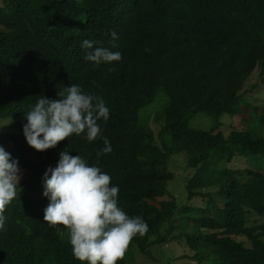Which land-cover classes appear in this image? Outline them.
Returning a JSON list of instances; mask_svg holds the SVG:
<instances>
[{"label": "trees", "instance_id": "1", "mask_svg": "<svg viewBox=\"0 0 264 264\" xmlns=\"http://www.w3.org/2000/svg\"><path fill=\"white\" fill-rule=\"evenodd\" d=\"M84 39L100 40L121 60L85 61ZM257 69L262 76L264 0H0V121L15 129L0 135V146L21 172L17 198L4 210L0 264H83L67 229L43 221L41 177L65 149L109 174L118 206L148 226L116 264H140L150 247L172 244L193 264H264V224L256 223L264 216V100L248 131L237 117ZM71 84L109 108L98 121L109 153L100 136L89 142L83 134L42 152L26 144L23 112ZM156 99L155 135L139 112ZM196 113L213 115L215 126L190 130ZM223 116L227 123L218 122ZM179 157L191 173L183 179L187 199L196 203L183 207L166 189ZM246 160L260 168H244Z\"/></svg>", "mask_w": 264, "mask_h": 264}, {"label": "clouds", "instance_id": "2", "mask_svg": "<svg viewBox=\"0 0 264 264\" xmlns=\"http://www.w3.org/2000/svg\"><path fill=\"white\" fill-rule=\"evenodd\" d=\"M109 36L112 41L116 39L115 32ZM80 47L83 59L97 65L121 60L119 51L104 47L100 40L84 39ZM111 48H115L114 43ZM23 113V138L37 152L81 134L89 142L100 136L101 152L111 151L98 123L108 119L109 108L100 96L83 91L78 84L63 87L55 99L38 96ZM20 179L17 160L0 146V229L5 224V206L17 198ZM41 179V195L48 200L43 221L67 229L72 255L83 264H116L133 236H142L148 230L141 216L130 217L118 206L119 189L110 184V175L78 154L70 156L68 150L61 151L55 167L45 169Z\"/></svg>", "mask_w": 264, "mask_h": 264}, {"label": "rangeland", "instance_id": "3", "mask_svg": "<svg viewBox=\"0 0 264 264\" xmlns=\"http://www.w3.org/2000/svg\"><path fill=\"white\" fill-rule=\"evenodd\" d=\"M79 1V0H77ZM241 95V107H240V115L238 118H241L242 129L244 131H248L256 122L258 107L264 100V74L261 76L259 69H257L246 84L243 86V89L240 93ZM160 99H156L152 104L146 106L139 112V117L142 119V116L147 113L149 117L148 125L156 135L158 132V123L153 119V113L157 111L156 106L159 105ZM255 109V111H253ZM162 111V109H161ZM259 113L261 111L259 110ZM218 122L227 123L228 119L226 116L221 117ZM216 124V119L213 115L200 114L196 113L193 116L188 115V127L192 131H200L206 132L210 131ZM5 125V126H4ZM0 135L7 133H15V129H13L11 122L6 120L0 121ZM236 126V124H235ZM237 127V126H236ZM239 129L240 126H238ZM184 156V155H178ZM176 157V156H175ZM185 157V156H184ZM174 158V157H173ZM183 157L176 161H174L173 166H168V170L174 174V178L166 184V189L168 194L174 199L176 203V207H183L184 205H193L196 204L195 201H188L187 199V191L184 184V174L189 177L191 173L184 172L183 170ZM177 165V167H175ZM230 166H238L239 164H231ZM244 168H260L256 165H252L251 163L244 161ZM169 197H166L165 200H169ZM158 200L154 205L158 207ZM250 221H255L256 218L254 216L249 217ZM257 224H264V216L258 217ZM238 239L235 238V241ZM240 241L245 243V246H248V243L245 239L240 238ZM184 254V251L175 246V244L168 245V247H163L159 245H154L149 248V253L141 254L140 264H193V261L187 260V258H181Z\"/></svg>", "mask_w": 264, "mask_h": 264}]
</instances>
